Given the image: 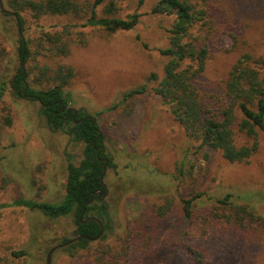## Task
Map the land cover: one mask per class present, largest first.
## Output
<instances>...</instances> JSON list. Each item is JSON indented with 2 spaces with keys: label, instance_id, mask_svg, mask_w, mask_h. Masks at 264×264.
<instances>
[{
  "label": "rangeland",
  "instance_id": "1",
  "mask_svg": "<svg viewBox=\"0 0 264 264\" xmlns=\"http://www.w3.org/2000/svg\"><path fill=\"white\" fill-rule=\"evenodd\" d=\"M74 1L80 6L93 2ZM155 1L138 5V0H118V16L137 11L139 22L132 29L108 32L79 26L84 10L37 18L25 12L20 31L11 9L0 0L8 11L0 8V82L9 81L22 67L28 71V86L44 88L53 83L50 76L58 65L71 66L74 75L63 87L67 107L95 118L108 159L102 178L108 213L104 237L70 254V243L63 240L75 236L73 213L49 217L11 204L19 198L59 201L65 193L67 157L77 164L84 143L51 129L40 103L15 96L7 83L0 96V204H5L0 210V264H46V253L55 246L51 264H103L95 258L105 248L112 264L264 263V132L258 131L256 151L241 162H229L218 151L205 156L199 141L186 135L154 93L156 81L149 80L152 74L162 77L166 57L159 49L168 45L165 30L173 18L151 13ZM190 1L209 13L205 24L192 28L208 49L199 81L203 88L216 90L243 54L264 66V0ZM44 32L70 36L69 53H34L32 46L34 54L22 61L18 38L30 40L31 46ZM81 35L85 43H77ZM144 83V93L98 113ZM5 117L10 124L4 123ZM234 137L250 142L241 134ZM228 194L231 206L250 207L261 219L241 225L216 216V211L232 212L218 202ZM189 198L187 215L182 199ZM161 206H169L162 215L157 212Z\"/></svg>",
  "mask_w": 264,
  "mask_h": 264
},
{
  "label": "trees",
  "instance_id": "2",
  "mask_svg": "<svg viewBox=\"0 0 264 264\" xmlns=\"http://www.w3.org/2000/svg\"><path fill=\"white\" fill-rule=\"evenodd\" d=\"M144 1L138 0V5ZM117 2L118 0H93L90 4L80 6L74 0H5L20 31L25 23L23 16L25 12L37 18L46 14L79 15L83 10L84 21L79 25L81 27L98 26L108 32L132 29L139 22L141 14L134 11L124 17L118 16ZM97 8H100V13L97 12ZM150 12L173 16L170 28L165 30L168 45L159 49L160 54L166 57L162 77L157 79L156 74L149 76V80L156 81L153 86L154 93L167 105L169 112L182 125L186 135L199 141L198 148L204 150L205 156L206 153L218 151L229 162L247 160L257 149L258 131L264 132L263 62L249 54H243L231 66L227 78L216 90L203 88L199 81L205 69L208 49L204 44H200L197 36L192 33V28L197 24L206 23L208 11L190 0H156ZM66 35H70L69 30H66ZM71 39L70 36L64 37L59 32H44L35 44L31 42V46L30 40L18 38L17 49L22 61H26L33 53L32 46L35 48L34 53L48 52L65 56L70 51ZM77 43H85L83 35ZM46 71L47 67L44 66L43 73L45 74ZM73 75L71 66L58 65L50 76L53 83L35 89L27 84L28 71L19 67L9 81L0 82V96L8 83L15 96L28 97L40 103L41 113L51 129L64 130L71 139L84 143L83 156L77 164L73 163L69 156L67 157L65 193L59 201L19 198L11 204L39 210L49 217L73 213L77 225L75 236L85 237H79L67 245L70 254L73 253V248H83L100 232L97 221L93 219L83 221L90 213L99 218L104 226V220L108 217L106 205L103 202L97 204L96 198L97 191L105 192L102 180L104 174L102 158L105 157L104 136L95 118L88 113L77 111L75 118H72V115L65 118L67 112L64 108L67 106V97L63 87L69 83ZM145 91V83L131 88L122 93L118 102L98 113L113 109ZM70 113L73 114L72 111ZM10 122L9 117L4 118L5 124ZM236 134L247 137L250 142L237 141L234 137ZM92 196L94 202L90 203ZM228 197L229 194L218 202L229 206L232 212L216 211V216L241 225L246 221L261 219L250 207L231 206L232 202ZM190 200V198L182 199L183 209L187 215L190 214ZM3 207L5 204H0V210ZM83 208L85 214L81 216ZM167 209L169 206L163 208L161 206L157 212L162 215ZM70 239L63 241L68 242ZM13 253L20 255L24 252ZM107 253H110L108 248L102 249L95 261L112 264L110 258H106Z\"/></svg>",
  "mask_w": 264,
  "mask_h": 264
},
{
  "label": "water",
  "instance_id": "3",
  "mask_svg": "<svg viewBox=\"0 0 264 264\" xmlns=\"http://www.w3.org/2000/svg\"><path fill=\"white\" fill-rule=\"evenodd\" d=\"M0 8H1L4 12L8 13V11H7L6 9L3 8V5H2V4H0ZM64 109H65V111H66L67 113L70 112V111H72V112H73V118H75V116L77 115V110H76L75 108H72V107H69V106L67 107V106H66ZM102 159H103V161H104L103 169L105 170V165H106L108 159H107L106 157H103ZM96 195H97L98 197H100V200H102V199H104V197H105V195H106V192H105L104 194L101 195V191H97V192H96ZM92 200H93V196L90 198V202H91ZM84 212H85V208H83V210H82V214H84ZM88 219H93V220L97 221L98 224L100 225V232H99V234H98L94 239H98V238H100V237L102 236L103 232H104V225H103L102 221H101L99 218H97V217H95V216H93V215L88 216L87 218L84 219V221H87ZM79 237H85V236H83V235L75 236L74 238H71L68 242H66V243H64V244L72 243L73 241H75V240L78 239ZM62 245H63V244H62ZM56 248H57V246H55V247H53V248H51V249H49V250L47 251V253H46V264H51V263H50V255H51V253L53 252V250H55Z\"/></svg>",
  "mask_w": 264,
  "mask_h": 264
},
{
  "label": "flooded vegetation",
  "instance_id": "4",
  "mask_svg": "<svg viewBox=\"0 0 264 264\" xmlns=\"http://www.w3.org/2000/svg\"><path fill=\"white\" fill-rule=\"evenodd\" d=\"M71 115H72V118H73V114L70 113V112H68V113L66 114V117H65V118H69ZM104 186H105V184H104ZM105 192H106V186H105ZM105 192H104V193H105ZM104 193H101V195L104 194ZM96 198L98 199V200H97V203H100V202H103V203H104V199L100 200V197H98V196H96ZM89 202H90V201H89ZM92 202H94V197H93V200H92L90 203H92ZM104 204H105V203H104ZM84 214H85V212H84ZM84 214L81 213V216H83ZM90 215H92V214H90ZM90 215H88V216H90ZM88 216H87V217H88ZM93 216H94V215H93ZM87 217H86V218H87ZM95 217H96V216H95ZM83 221H84V220H83ZM84 222H85V221H84Z\"/></svg>",
  "mask_w": 264,
  "mask_h": 264
}]
</instances>
